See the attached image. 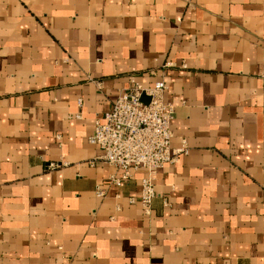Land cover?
Returning a JSON list of instances; mask_svg holds the SVG:
<instances>
[{"label":"crops","instance_id":"crops-1","mask_svg":"<svg viewBox=\"0 0 264 264\" xmlns=\"http://www.w3.org/2000/svg\"><path fill=\"white\" fill-rule=\"evenodd\" d=\"M130 77L188 147L149 217L88 143ZM0 264H264V0H0Z\"/></svg>","mask_w":264,"mask_h":264},{"label":"built area","instance_id":"built-area-1","mask_svg":"<svg viewBox=\"0 0 264 264\" xmlns=\"http://www.w3.org/2000/svg\"><path fill=\"white\" fill-rule=\"evenodd\" d=\"M166 90L163 80L149 87L130 77L128 87L118 93L110 110L95 119L93 133L88 138V143L102 152L98 160L121 172L119 177H109L107 185L120 188L137 171H145L140 179L138 202L146 217L151 215V204L156 197V173L188 152L184 140L180 148L171 147L175 107L165 100ZM52 168L54 165L46 166L47 170ZM96 194L102 197L104 192L98 187ZM134 202V198L129 199L130 204Z\"/></svg>","mask_w":264,"mask_h":264}]
</instances>
